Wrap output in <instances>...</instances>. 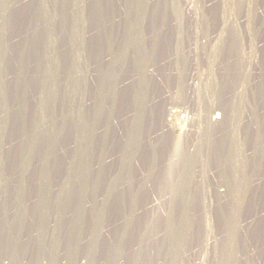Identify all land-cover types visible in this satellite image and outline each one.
Returning <instances> with one entry per match:
<instances>
[{
	"label": "rangeland",
	"instance_id": "obj_1",
	"mask_svg": "<svg viewBox=\"0 0 264 264\" xmlns=\"http://www.w3.org/2000/svg\"><path fill=\"white\" fill-rule=\"evenodd\" d=\"M0 264H264V0H0Z\"/></svg>",
	"mask_w": 264,
	"mask_h": 264
},
{
	"label": "built area",
	"instance_id": "obj_2",
	"mask_svg": "<svg viewBox=\"0 0 264 264\" xmlns=\"http://www.w3.org/2000/svg\"><path fill=\"white\" fill-rule=\"evenodd\" d=\"M174 114H176L175 112H172V114H170L169 116H168V121L170 122V123H172L173 122V120H175V118H176V116L174 115ZM188 117H189V115H188V113L186 112V114H183L182 116H181V118L184 120V121H186L187 119H188ZM178 126H180V125H178Z\"/></svg>",
	"mask_w": 264,
	"mask_h": 264
}]
</instances>
